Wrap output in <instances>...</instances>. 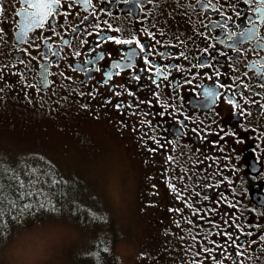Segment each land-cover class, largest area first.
Returning <instances> with one entry per match:
<instances>
[{
	"label": "flooded vegetation",
	"instance_id": "obj_1",
	"mask_svg": "<svg viewBox=\"0 0 264 264\" xmlns=\"http://www.w3.org/2000/svg\"><path fill=\"white\" fill-rule=\"evenodd\" d=\"M36 4L0 0V104L112 129L159 264H264V0Z\"/></svg>",
	"mask_w": 264,
	"mask_h": 264
},
{
	"label": "rangeland",
	"instance_id": "obj_2",
	"mask_svg": "<svg viewBox=\"0 0 264 264\" xmlns=\"http://www.w3.org/2000/svg\"><path fill=\"white\" fill-rule=\"evenodd\" d=\"M109 131L100 123L50 120L12 104H0V161L9 159L14 166L15 159L17 163L22 157L38 154L76 187L77 192L63 203L64 211L59 213L64 223L72 225L73 232L69 235L60 228L49 229L57 233L58 242L72 240L71 247L58 254V264H159V247L137 239L143 229L138 221L135 161ZM125 165L131 168V178ZM100 188L106 190V199L98 195ZM99 213L113 229L108 249L112 261L101 259L93 246L94 233L88 228L91 223H86L87 218L93 221L100 217ZM23 242L36 245L41 241L30 234Z\"/></svg>",
	"mask_w": 264,
	"mask_h": 264
},
{
	"label": "trees",
	"instance_id": "obj_3",
	"mask_svg": "<svg viewBox=\"0 0 264 264\" xmlns=\"http://www.w3.org/2000/svg\"><path fill=\"white\" fill-rule=\"evenodd\" d=\"M38 116V115H37ZM3 161V162H2ZM0 161V241L21 228L22 222L50 218L63 213V203L70 201L76 187L45 157L30 154L12 166L11 160ZM100 214V213H99ZM96 216V215H95ZM100 214L86 223L94 233L93 246L101 259H111L113 229ZM100 255V254H99ZM113 264L114 261H112Z\"/></svg>",
	"mask_w": 264,
	"mask_h": 264
},
{
	"label": "clouds",
	"instance_id": "obj_4",
	"mask_svg": "<svg viewBox=\"0 0 264 264\" xmlns=\"http://www.w3.org/2000/svg\"><path fill=\"white\" fill-rule=\"evenodd\" d=\"M125 167L131 178V168L128 165ZM98 195L102 199H106V190L100 188ZM52 217L47 221L44 219L33 220L31 224L26 221L22 222V231H13L14 234L11 238L0 241V264H58V254L65 247H71L72 240L58 242L57 233L49 231V229L60 228L69 235L74 229L72 225L64 223L59 218V214H53ZM30 234H35L41 242L36 245L25 244L24 238Z\"/></svg>",
	"mask_w": 264,
	"mask_h": 264
},
{
	"label": "snow or ice",
	"instance_id": "obj_5",
	"mask_svg": "<svg viewBox=\"0 0 264 264\" xmlns=\"http://www.w3.org/2000/svg\"><path fill=\"white\" fill-rule=\"evenodd\" d=\"M55 3H56V0H37L36 7H38L39 9L42 10L39 13V15L41 16V18H42L43 15H46L47 14V11H49L51 9V7ZM29 7H32V5H29ZM117 43H119V41H117ZM141 50L143 51L144 49L142 48ZM97 59H102V57H97ZM112 67L115 68V69H119L120 68V65L119 64H115V65H112ZM97 70H99V69H97ZM110 78H111V74H109V79Z\"/></svg>",
	"mask_w": 264,
	"mask_h": 264
},
{
	"label": "bare ground",
	"instance_id": "obj_6",
	"mask_svg": "<svg viewBox=\"0 0 264 264\" xmlns=\"http://www.w3.org/2000/svg\"><path fill=\"white\" fill-rule=\"evenodd\" d=\"M112 130V129H111ZM111 130L109 132H111ZM112 134V133H111ZM114 137V136H113Z\"/></svg>",
	"mask_w": 264,
	"mask_h": 264
}]
</instances>
